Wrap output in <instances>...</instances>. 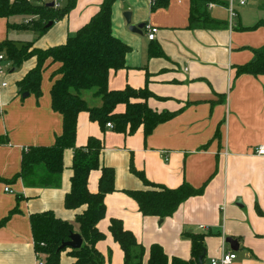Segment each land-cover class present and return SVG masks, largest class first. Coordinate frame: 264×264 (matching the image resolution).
I'll use <instances>...</instances> for the list:
<instances>
[{
  "label": "crops",
  "instance_id": "1",
  "mask_svg": "<svg viewBox=\"0 0 264 264\" xmlns=\"http://www.w3.org/2000/svg\"><path fill=\"white\" fill-rule=\"evenodd\" d=\"M102 1L75 0L68 14L39 36L32 29L10 26L30 17H0V42L10 39L37 49L63 44L90 20ZM219 1L206 7L213 18L225 22L219 29L189 28V0H169L157 9L151 8V0L113 3L112 33L130 50L125 66L109 71V89L146 87L152 93L148 106L174 115L147 136L142 126L122 133L101 127L86 111L77 116L75 146L84 147L89 137L101 139L100 163L114 170L115 190L105 195V215L96 224L104 234L95 244L104 264H124V252L108 230L112 218L120 219L142 245V264H147L150 245L155 243L169 260L189 259V232L205 234V264L228 251L236 254L228 264H264V155L255 152L264 145V74H236L238 65L253 60V49L264 45V25L240 28L264 21V9L259 7L264 0H245L242 5L240 0ZM230 4L236 13L232 20ZM124 11H131L132 23L145 22L141 33L128 29ZM149 25L157 27L151 41L146 36ZM157 49L161 55L150 56ZM36 62L32 56L12 68L5 55L0 61V221L17 210L0 224V264H36L30 214L50 210L78 232L75 216L85 208L64 206L72 175L71 148L63 151L57 187H31L21 178L11 180L20 170L24 150L50 146L62 132V115L52 109L50 97L59 64L45 62L40 97L30 92L22 97L17 86ZM83 96L89 105L100 103L91 92ZM124 108L119 104L115 110ZM131 165L149 182L175 188L186 181L194 187L204 185L203 192L183 201L171 216L143 215L127 191L148 186L131 172ZM100 174V169L89 172L87 187L92 193L98 190ZM228 236L237 240V250L225 242ZM72 263L67 250L62 251L58 264Z\"/></svg>",
  "mask_w": 264,
  "mask_h": 264
},
{
  "label": "trees",
  "instance_id": "2",
  "mask_svg": "<svg viewBox=\"0 0 264 264\" xmlns=\"http://www.w3.org/2000/svg\"><path fill=\"white\" fill-rule=\"evenodd\" d=\"M115 1L103 0L90 20L69 35L63 44L45 49H29L31 43L19 46L10 39L0 42V52L3 51L12 68L18 67L32 56L36 57V65L17 82L22 93L27 91L37 98L40 97L45 62L50 59L51 62L59 64L53 73L58 77L52 82L50 97L52 109L62 115V132L50 146H30L24 150L20 170L11 179L21 178L26 186L31 187H57L63 171V151L67 148L73 150L70 190L64 196V206L68 209L85 206L84 210L75 216L83 243L78 249L59 248L74 232L72 224L56 217L50 210L30 214L35 252L44 256V264H58L60 254L64 250L73 258L72 264H104L103 255L95 247L96 242L101 240L104 234L98 230L96 224L105 215V195L115 190L114 170L100 163V152L103 148L101 139L89 137L84 147L75 146L79 112L86 111L90 120L96 121L101 127L110 123L111 128L117 132L133 133L142 126L144 136H147L157 124L174 115L167 111L158 112L149 107L147 99L152 93L146 87L109 89L107 85L109 71L123 68L125 55L130 50V47L115 37L111 30V11ZM189 2V28L219 29L225 25L224 21L213 18L206 10L208 4L219 3V0ZM168 3L169 0H152L151 8H163ZM74 4L75 0H65L61 7L55 8L28 0H0V17L29 16L30 21L27 24L10 26L32 29L39 36L51 26H47L48 22L53 23L63 18ZM259 7L264 9V1ZM261 25H264L262 20L253 26L240 28L251 30ZM253 53V60L238 65L236 74H264V45L254 48ZM149 54L161 55V50L150 51ZM86 92H91L92 97L98 98L100 103L89 105L83 96ZM119 104L125 105L124 111L116 112ZM94 169H100L101 174L98 179V190L92 193L87 187V179L89 172ZM130 169L148 186L144 190L127 191L137 202L143 215L160 218L171 216L183 201L191 196L200 195L204 189V185L194 187L186 181L175 188H168L149 182L143 172L134 166L131 165ZM16 211V208H13L0 224ZM108 230L124 252V264H142L143 247L134 234L123 227L121 220L110 219ZM186 236L190 240L189 259L173 256L169 260L162 247L155 243L150 245L147 264H198V257L202 254L204 261L205 234L189 232Z\"/></svg>",
  "mask_w": 264,
  "mask_h": 264
},
{
  "label": "built area",
  "instance_id": "3",
  "mask_svg": "<svg viewBox=\"0 0 264 264\" xmlns=\"http://www.w3.org/2000/svg\"><path fill=\"white\" fill-rule=\"evenodd\" d=\"M37 4H47L49 2H53V7L58 8L62 6V1L63 0H28ZM152 3V0H151ZM239 3L242 5L245 3V0H240ZM228 13H229V19L232 20L235 16V10L232 7V5L230 4L228 7ZM156 32H157V27L155 26H147V30H146V36L148 40H154L156 37ZM4 59V55L0 53V61H2ZM3 73V67L0 64V74ZM2 85H6V83H2ZM106 126L108 127H112V125L110 123H106ZM257 154L259 155H264V145H260L259 147H257L256 151ZM5 191H11L9 187H5L4 189ZM201 228H205L203 226H201ZM236 258V254L233 251H228V252H223V254L221 255V257L219 258H212L210 260V264H228L230 263L233 259ZM36 264H44V261L42 259V257L40 255L37 254V258H36Z\"/></svg>",
  "mask_w": 264,
  "mask_h": 264
},
{
  "label": "water",
  "instance_id": "4",
  "mask_svg": "<svg viewBox=\"0 0 264 264\" xmlns=\"http://www.w3.org/2000/svg\"><path fill=\"white\" fill-rule=\"evenodd\" d=\"M46 5L52 7L53 2H49ZM123 16L125 18V21L128 25V29L130 31L137 32V33L142 32L143 27L146 25L145 22L132 23L131 11H124ZM51 24H52V22L50 21L47 23V26H50ZM27 95H28L27 91L22 93V97H25ZM224 240H225V242H227L229 244L231 250H237L238 249V242L236 239L228 236V237H225ZM82 243H83L82 236L78 232H72L69 236V240L61 243L59 248L69 247L72 249H78L81 247ZM203 256H204V254H202L198 257V264H205L203 262Z\"/></svg>",
  "mask_w": 264,
  "mask_h": 264
},
{
  "label": "rangeland",
  "instance_id": "5",
  "mask_svg": "<svg viewBox=\"0 0 264 264\" xmlns=\"http://www.w3.org/2000/svg\"><path fill=\"white\" fill-rule=\"evenodd\" d=\"M23 16H24L25 18H26V17H29V16H26V15H23ZM28 21H30V19L27 20L26 22H21V23H19L18 25L20 26V25H22V24H27ZM14 25H16V24H14ZM19 46H20V45H19ZM29 49H31V47H30Z\"/></svg>",
  "mask_w": 264,
  "mask_h": 264
}]
</instances>
